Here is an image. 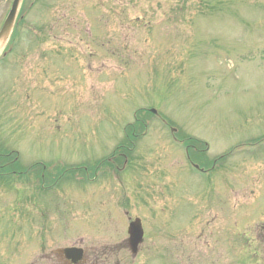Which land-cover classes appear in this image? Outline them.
<instances>
[{
	"label": "rangeland",
	"instance_id": "obj_1",
	"mask_svg": "<svg viewBox=\"0 0 264 264\" xmlns=\"http://www.w3.org/2000/svg\"><path fill=\"white\" fill-rule=\"evenodd\" d=\"M9 1L0 0V23ZM152 1L41 0L31 8L28 16L37 12L49 19L54 16L60 38L70 40L64 49L71 46L73 52L59 58V67L46 66L53 78L62 76L59 82L26 85L23 78H14L10 88L15 94L11 90L8 94L11 80L4 73V80L0 78V131L10 130V146L22 151L23 164L34 153L38 158L48 155L67 164L83 163L80 168L92 176L99 159L120 143L121 127L130 118L128 111L143 105L166 111L167 118L180 128L177 137L184 132L207 142L208 157L234 146L239 152H229L227 163L210 177L189 167L186 170L183 148L169 138L164 126L155 127L151 117L145 137L121 156L144 161V165L137 162L133 166L135 175L120 176L125 185L122 191L112 187L103 195L99 193L103 181L96 178L90 183L93 186H70L73 191L66 184L63 191L74 210L62 207L60 220L54 217L55 211L47 210L41 226L28 221L29 216L23 218L25 212H36L30 204L35 190L26 188L30 201L18 205L22 187L15 184L12 192L17 191L18 197H11L13 214L8 220L0 217V234L6 238L4 242L0 237V264H65L56 260L55 251L72 245L88 248L80 264H264V226L260 227L264 222V63L259 62L264 53V0H225L235 9V18H226L227 23L192 21L171 32L170 23L156 24L151 32L155 55L182 45L184 38L187 41L185 56L184 50L153 56L152 65L159 66V72L143 68L140 50L145 42L135 27L136 19L146 20L137 16L150 8L164 16L172 13ZM195 4L196 0H187V11ZM239 15L241 22L246 21L242 28L236 22ZM99 33L109 47L126 48L137 67L130 70L117 56L103 55L101 49L107 51L108 46L101 44ZM258 44L262 46L255 50ZM242 53L243 61L238 58ZM105 69L110 76H102ZM164 74L167 80L161 84ZM207 74H212L211 83L203 80ZM196 149L203 148L198 145ZM136 217L146 237L133 256L126 248V227ZM243 229L246 233L238 234ZM229 233L233 246L248 247L245 241L252 235L256 252L252 247L243 254L236 247L238 259L231 260Z\"/></svg>",
	"mask_w": 264,
	"mask_h": 264
},
{
	"label": "trees",
	"instance_id": "obj_2",
	"mask_svg": "<svg viewBox=\"0 0 264 264\" xmlns=\"http://www.w3.org/2000/svg\"><path fill=\"white\" fill-rule=\"evenodd\" d=\"M131 1H133V0H131ZM176 1H178L180 4L178 5L177 12L175 13V19H182L183 20V19L193 18L194 12L191 11V10L190 11H187L188 9H186V8H188L186 6L187 0H176ZM200 2H201L200 3V7H198V8L195 9V10H197V11H195V14L202 13L204 15H212V16L215 15L214 14L215 13L214 11L216 10V5H211L210 4V1H206V0H200ZM156 5H158L160 7H163L162 3L161 4L157 3ZM173 10L174 9H171L172 12H174ZM198 11H201V12H198ZM142 14L143 15H148V14H156V13H155V11H154L153 8H150L149 10L143 11ZM38 16L41 19L47 18V16H40V15H38V12L34 15V18L37 20ZM38 30H40V29H38ZM48 32H50L49 35L45 39H42V41L43 40H46V39L47 40H50L51 39V37L53 35V29H51V28L48 29ZM113 48H114V46H113ZM108 51L111 53V50L110 49ZM116 54L119 56L120 61L129 62V58H127L126 56H124V55L121 56L119 52L116 53Z\"/></svg>",
	"mask_w": 264,
	"mask_h": 264
},
{
	"label": "water",
	"instance_id": "obj_3",
	"mask_svg": "<svg viewBox=\"0 0 264 264\" xmlns=\"http://www.w3.org/2000/svg\"><path fill=\"white\" fill-rule=\"evenodd\" d=\"M19 1L20 0H14V2L12 4V8H11V10L7 16V19H6L2 29L0 31V39L1 38L5 39L8 35L10 27L13 23V19H14ZM130 233H131V239L130 240H131V244H132L131 246H132V249L135 251L136 245L139 242L140 236H141V231H140L139 225L138 224L132 225V227L130 228ZM65 252L67 255H71L73 257L74 261L80 257V251L79 250L74 251V249H66Z\"/></svg>",
	"mask_w": 264,
	"mask_h": 264
},
{
	"label": "bare ground",
	"instance_id": "obj_4",
	"mask_svg": "<svg viewBox=\"0 0 264 264\" xmlns=\"http://www.w3.org/2000/svg\"><path fill=\"white\" fill-rule=\"evenodd\" d=\"M2 44H3V42H0V50H1V48H2Z\"/></svg>",
	"mask_w": 264,
	"mask_h": 264
}]
</instances>
